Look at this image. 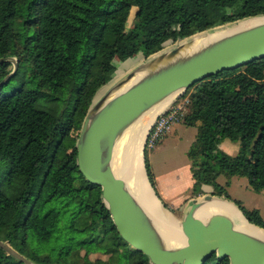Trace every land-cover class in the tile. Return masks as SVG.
<instances>
[{
  "label": "trees",
  "instance_id": "1",
  "mask_svg": "<svg viewBox=\"0 0 264 264\" xmlns=\"http://www.w3.org/2000/svg\"><path fill=\"white\" fill-rule=\"evenodd\" d=\"M259 15L264 0H0V84L14 69L9 58L18 60L0 87V240L35 264H153L123 239L101 186L79 170L84 119L114 77L116 59L149 57L168 41ZM193 87L181 97L188 98L182 122L197 127L188 151L192 196L210 185L264 229L260 211L227 190L234 176H243L264 193V58ZM228 138L240 143L236 154L221 152ZM58 242L56 253L46 250ZM0 264L29 263L0 246ZM205 264L230 259L213 252Z\"/></svg>",
  "mask_w": 264,
  "mask_h": 264
},
{
  "label": "water",
  "instance_id": "2",
  "mask_svg": "<svg viewBox=\"0 0 264 264\" xmlns=\"http://www.w3.org/2000/svg\"><path fill=\"white\" fill-rule=\"evenodd\" d=\"M248 18L259 17L242 20ZM262 58L264 20L187 53H181L180 46L162 51L132 68L96 100L97 94L90 106L76 143L79 170L90 183L101 186L103 201L123 239L145 253L153 264H205L213 252L219 259L229 258L230 264H264L263 237L237 228L224 213L215 212L207 218L197 215L198 208L206 202L227 198L213 193L193 198L181 220L182 240L173 243L170 237L174 241L177 238L155 223L113 168L117 140L149 109L169 96L181 98L190 87L223 70L237 69ZM9 59L14 69L0 87L18 68L17 58ZM164 111L149 126L144 146L150 129ZM0 246L35 264L1 240Z\"/></svg>",
  "mask_w": 264,
  "mask_h": 264
},
{
  "label": "bare ground",
  "instance_id": "3",
  "mask_svg": "<svg viewBox=\"0 0 264 264\" xmlns=\"http://www.w3.org/2000/svg\"><path fill=\"white\" fill-rule=\"evenodd\" d=\"M263 20L264 18L262 17L250 18L245 19L244 21L242 20V22L235 27H227L228 29L225 30H220L222 29L221 27L210 29L205 33L185 39L180 42L178 46L181 48V53H187L210 41L245 29L246 27L255 25ZM124 66H126V64ZM100 95L101 94H99L98 98ZM174 100V95L167 97L165 100L145 112L134 125L123 133L115 145L113 168L118 176H121L126 180L131 192L145 207L155 223L162 230L169 232L173 237L177 238L176 240L179 242L174 241L171 237L169 240L173 243H180L182 240L180 221L174 214L166 209L164 205H162V202L151 186L145 169L143 153V147L149 126L155 116L164 111ZM215 212H221L231 217L237 228L264 238V229L250 223L244 213L232 201L215 199L206 202L198 208L197 215L202 218H207L210 214Z\"/></svg>",
  "mask_w": 264,
  "mask_h": 264
},
{
  "label": "rangeland",
  "instance_id": "4",
  "mask_svg": "<svg viewBox=\"0 0 264 264\" xmlns=\"http://www.w3.org/2000/svg\"><path fill=\"white\" fill-rule=\"evenodd\" d=\"M135 12H136V8H133L129 22H128V28L133 25ZM258 17L264 18L263 15L258 16ZM240 22H242V19L232 22V23L221 25L216 28L221 27L222 29L220 30H225V29H228L230 26L235 27L236 25L240 24ZM205 32L206 31L197 33L193 36H196V35H199ZM191 37H188V38H191ZM185 39L178 40L175 42L174 41L166 42L164 45V48L161 51H159V53L157 54H160L162 51L164 52V51L177 47L180 44V42ZM157 54L152 55L150 57L156 56ZM150 57H145L142 53H139L138 55L134 56L131 59H128L127 61H120L119 59H116L115 63L117 65V70L115 71V74L112 80L107 85H105L104 87L100 89L99 91L101 94L100 97L106 92V90L114 82L119 80L122 76H124L132 68L138 66L142 62L147 61L148 58ZM125 64L126 66H124ZM193 90H194L193 86L189 88V92ZM196 135H197L196 126H186L185 124H182L181 122H179L176 125H174L172 131L165 137L164 140L159 142L155 147L153 148L148 147L147 149V158L149 162L154 163V165L158 164L156 169L155 167L154 169L152 168L154 174H156L157 171H160L163 173V176L160 181L155 175L154 186H155V192L157 193V197H159L160 200L164 202V204H167L171 208H173V210H171L170 208L164 206L166 209H168L172 214H174L178 218V220L180 221V224H181V220L183 219V215L187 210V206L186 207L184 206L179 209H174L175 204L178 203V198L176 196L180 189L179 188L174 189L171 185L174 183L175 178L178 179L181 186L186 185V183L188 182L189 171H190L189 166H188L190 164V160L188 157V151L191 147V144L196 139ZM239 149H240V143L238 141H234L229 138L225 139L220 144V150L222 153L225 152L228 154H236L239 151ZM145 150H146V146H144V149H143L144 163H145ZM247 150L250 153V149L248 148ZM218 181L221 184H225L227 181V178L225 177V175H221L218 178ZM206 186L212 189L210 185H206ZM227 190L231 198H233L234 200L240 201L245 206V208L248 210L258 209L264 218V193L253 189L250 186L249 181L246 177L234 176L231 179L230 185L227 186ZM204 194L199 195V197L202 198ZM59 248H60V243L58 242L53 248H50V249L47 248L46 250L54 254L58 251ZM65 252H67V249H65ZM91 257L95 259L96 257L106 258L107 256L102 253H97V254L92 253Z\"/></svg>",
  "mask_w": 264,
  "mask_h": 264
},
{
  "label": "built area",
  "instance_id": "5",
  "mask_svg": "<svg viewBox=\"0 0 264 264\" xmlns=\"http://www.w3.org/2000/svg\"><path fill=\"white\" fill-rule=\"evenodd\" d=\"M187 111L188 98L176 99L154 122L148 133L146 146L155 147L172 131L174 125L184 120Z\"/></svg>",
  "mask_w": 264,
  "mask_h": 264
},
{
  "label": "crops",
  "instance_id": "6",
  "mask_svg": "<svg viewBox=\"0 0 264 264\" xmlns=\"http://www.w3.org/2000/svg\"><path fill=\"white\" fill-rule=\"evenodd\" d=\"M181 123L184 124L183 122H181ZM186 126H188V125H186ZM164 139L165 138H163L162 140H164ZM151 164L153 166V169H154V167L156 169V167L158 166V164H155V165H154V163H151ZM188 166H189V170L190 171H189V180L186 183V185L181 186V184L179 183L177 178L174 179V183L171 185L174 189H176V188L180 189L178 191L177 196H176L178 198V203L175 204L174 209H179V208H182L184 206L185 207L187 206V209H188V207L191 204L192 199L195 198V197H199V196H192V187H193V184H194V179H193L192 172H191V162H190V164ZM155 175L160 181L162 176H163V173L160 172V171H157ZM179 185H180V187H179ZM203 190L205 191L204 193H209L211 191V188H209L208 186L205 185L203 187ZM186 212H187V210H186ZM185 213H184V215H185ZM184 215H183V217H184Z\"/></svg>",
  "mask_w": 264,
  "mask_h": 264
}]
</instances>
